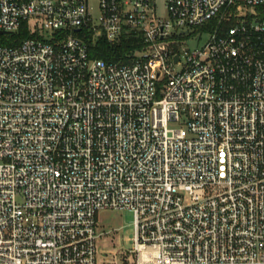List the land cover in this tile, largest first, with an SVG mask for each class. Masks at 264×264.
Returning a JSON list of instances; mask_svg holds the SVG:
<instances>
[{"label": "built area", "instance_id": "1", "mask_svg": "<svg viewBox=\"0 0 264 264\" xmlns=\"http://www.w3.org/2000/svg\"><path fill=\"white\" fill-rule=\"evenodd\" d=\"M258 6L0 0V31L30 33L0 45V264H264ZM213 19L202 46L169 48ZM131 32L126 62L91 57ZM103 209L134 214L122 259L99 257Z\"/></svg>", "mask_w": 264, "mask_h": 264}, {"label": "rangeland", "instance_id": "2", "mask_svg": "<svg viewBox=\"0 0 264 264\" xmlns=\"http://www.w3.org/2000/svg\"><path fill=\"white\" fill-rule=\"evenodd\" d=\"M187 31L182 34V31ZM203 28H172L167 39L168 46L175 52L184 54L185 50L200 47L207 39ZM16 34V33H14ZM14 35H1L0 45L14 41ZM176 127L175 124H171ZM134 214L132 211L103 209L97 213L98 250L101 259H122L132 248L131 237L134 233ZM106 253V254H104Z\"/></svg>", "mask_w": 264, "mask_h": 264}, {"label": "trees", "instance_id": "3", "mask_svg": "<svg viewBox=\"0 0 264 264\" xmlns=\"http://www.w3.org/2000/svg\"><path fill=\"white\" fill-rule=\"evenodd\" d=\"M256 16L260 20H264V6L256 7ZM232 22L224 24L223 26H230ZM215 20H211L207 25L202 28L204 31H211L214 28ZM83 34H86L84 36ZM14 41L7 45H16L21 40L26 37H30V33L26 23L22 24L18 33L13 34ZM79 35L84 39L90 38V33L86 31H80ZM1 36V35H0ZM144 48V44L142 43V39L135 32H131L130 34L124 36L120 43L116 45H110L106 42V40L102 37L95 45L89 46L90 55L93 58H101L106 61H115V62H126L128 60V55L137 51L142 50Z\"/></svg>", "mask_w": 264, "mask_h": 264}, {"label": "water", "instance_id": "4", "mask_svg": "<svg viewBox=\"0 0 264 264\" xmlns=\"http://www.w3.org/2000/svg\"><path fill=\"white\" fill-rule=\"evenodd\" d=\"M4 34H8V33L7 32H4V31H0V35H4ZM175 59L177 60L178 59V56H176Z\"/></svg>", "mask_w": 264, "mask_h": 264}]
</instances>
